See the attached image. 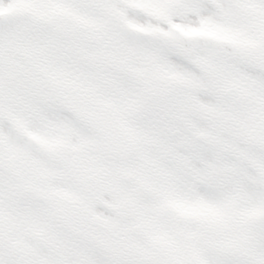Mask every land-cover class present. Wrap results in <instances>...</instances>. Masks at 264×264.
<instances>
[{
	"label": "snow or ice",
	"instance_id": "snow-or-ice-1",
	"mask_svg": "<svg viewBox=\"0 0 264 264\" xmlns=\"http://www.w3.org/2000/svg\"><path fill=\"white\" fill-rule=\"evenodd\" d=\"M0 264H264V0H0Z\"/></svg>",
	"mask_w": 264,
	"mask_h": 264
}]
</instances>
